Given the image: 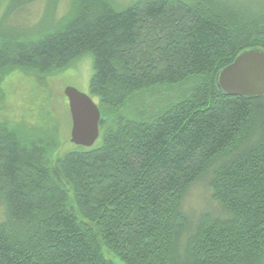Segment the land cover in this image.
I'll list each match as a JSON object with an SVG mask.
<instances>
[{
    "label": "trees",
    "instance_id": "16d2710c",
    "mask_svg": "<svg viewBox=\"0 0 264 264\" xmlns=\"http://www.w3.org/2000/svg\"><path fill=\"white\" fill-rule=\"evenodd\" d=\"M252 48L264 0H0V99L10 73L91 55L104 124L54 160L56 128L24 140L0 123V264H264V94L215 82ZM159 87L174 96L130 107Z\"/></svg>",
    "mask_w": 264,
    "mask_h": 264
},
{
    "label": "rangeland",
    "instance_id": "374dc122",
    "mask_svg": "<svg viewBox=\"0 0 264 264\" xmlns=\"http://www.w3.org/2000/svg\"><path fill=\"white\" fill-rule=\"evenodd\" d=\"M20 19L18 16V20ZM92 73L91 55L80 57L68 68L44 77L41 81L34 76H25L19 72L10 73L1 85L0 123H7L16 128L24 140L39 136L50 138L49 135H52L56 128L55 138L58 148L51 156L55 160L56 157L76 148L69 141L71 117L63 89L71 86L80 92L89 94V81ZM173 94L174 91L168 87L156 88L154 92H142L135 95L130 107L138 112L142 111L143 114L151 111L152 105L157 100L171 98ZM92 99L98 102L97 98L92 97ZM103 127L104 124L100 122L99 136L95 145L101 141ZM207 194L204 186L201 188L198 183L195 184L188 192L187 198L183 200L184 208L192 215L204 210Z\"/></svg>",
    "mask_w": 264,
    "mask_h": 264
},
{
    "label": "water",
    "instance_id": "95a60500",
    "mask_svg": "<svg viewBox=\"0 0 264 264\" xmlns=\"http://www.w3.org/2000/svg\"><path fill=\"white\" fill-rule=\"evenodd\" d=\"M217 88L227 95L245 97L264 94V51L258 48L239 53L215 78ZM63 93L71 117L70 143L92 147L99 136L100 110L89 94L66 86Z\"/></svg>",
    "mask_w": 264,
    "mask_h": 264
}]
</instances>
